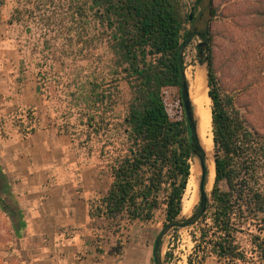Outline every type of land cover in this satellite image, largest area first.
Returning <instances> with one entry per match:
<instances>
[{"label": "trees", "instance_id": "obj_1", "mask_svg": "<svg viewBox=\"0 0 264 264\" xmlns=\"http://www.w3.org/2000/svg\"><path fill=\"white\" fill-rule=\"evenodd\" d=\"M223 1L213 0L209 30L197 44L206 64L212 103L215 177L206 211L192 225L197 233L187 264H263L264 124L255 123L249 105L243 112L221 87L216 55L224 48L221 59L234 65L238 33L248 28L259 33L256 43H264V0H231L223 8L226 13L220 11ZM69 2L75 20L87 26V47L101 45L110 53L113 87L101 88L102 82L92 78L87 95L94 106L89 108L87 103V125L104 138L100 157L108 176L105 193L89 200L88 214L104 219L122 249L134 224L153 223L160 214L165 225L181 214L191 160L196 155L179 66V46L188 33L190 14L185 15L182 0ZM3 3L0 0V7ZM221 12L223 17L218 18ZM121 81L130 87L127 100L120 94ZM103 104L111 111L122 104L124 115L116 122L108 119L107 111H100ZM0 208L21 238V215L1 191ZM170 257L167 252L163 264Z\"/></svg>", "mask_w": 264, "mask_h": 264}, {"label": "rangeland", "instance_id": "obj_2", "mask_svg": "<svg viewBox=\"0 0 264 264\" xmlns=\"http://www.w3.org/2000/svg\"><path fill=\"white\" fill-rule=\"evenodd\" d=\"M69 1L4 0L0 7V93L11 98L12 93L22 96L29 86L40 87L37 88V103L23 106L15 114L14 124L29 132H32V127H53L59 134L65 135L69 139L67 158L73 159L81 167L79 169L86 171L93 191L89 195L91 199L99 193H105L108 176L104 159L100 157L104 138L93 133L87 125V103L89 108L94 107L87 95L92 87V78L102 82L101 88L113 87L114 79L109 51L101 45L92 49L91 46L87 47V30L84 28L87 26L85 22L79 23L75 20L74 7ZM182 2L184 13L188 15L197 0ZM230 2L231 0H224L220 11L225 12L223 8L230 6ZM198 11L199 6L194 15ZM222 12L218 18L223 17ZM17 13H20L19 20L14 18ZM191 24V21L186 22V29ZM262 29L264 31V26ZM258 34L254 28L238 33L234 65L224 63L221 59L225 53L224 48L216 56L221 87L234 97L243 112L245 105H249L252 109V120L263 125L264 43L255 42V35ZM200 41L201 38L195 36L186 46L184 64L200 66L208 92L206 64L202 63L197 49ZM222 42V39L219 40L220 44ZM119 89L122 99L130 98L131 91L126 81L119 83ZM102 106L105 109L101 108L100 111L106 110L104 116L108 119L110 117L112 121L116 122L124 115L122 104L115 106L112 111L107 105ZM194 158H198L197 155ZM2 173L0 170V191L7 194L3 190L5 178L3 179ZM200 179L201 168L199 183ZM211 190L212 188L207 191L208 196ZM198 193L199 198L192 211L186 215L180 214L179 218L188 217L196 210L200 190ZM163 226V217L160 214L153 223H136L129 231L130 241L142 244L147 242L153 249L155 239ZM196 233L197 230L192 225L171 229L163 238L162 261L166 253L170 252L171 257L165 264H187V257L195 245L193 237ZM19 239L14 234L10 218L0 208V264H33L34 249H22ZM152 263L155 264L154 260Z\"/></svg>", "mask_w": 264, "mask_h": 264}, {"label": "crops", "instance_id": "obj_3", "mask_svg": "<svg viewBox=\"0 0 264 264\" xmlns=\"http://www.w3.org/2000/svg\"><path fill=\"white\" fill-rule=\"evenodd\" d=\"M12 94L9 98L0 93V170L5 196L23 221L20 247L35 251L32 263L153 264L150 244L131 242L128 236L121 249L104 219L89 216L93 191L86 171L67 158L69 139L53 127L25 135L14 124L23 106L37 103L36 85L22 96Z\"/></svg>", "mask_w": 264, "mask_h": 264}, {"label": "water", "instance_id": "obj_4", "mask_svg": "<svg viewBox=\"0 0 264 264\" xmlns=\"http://www.w3.org/2000/svg\"><path fill=\"white\" fill-rule=\"evenodd\" d=\"M212 2L213 0H200L199 11L196 15L190 13L189 20L192 22L188 29V33L179 46V66H180V84L185 107L188 125L191 131V139L194 144L195 153L199 159L201 168V179L199 183L200 200L197 209L188 217L176 218L167 222L161 231L158 233L153 247V256L155 264H163L161 258V245L164 236L175 227H186L195 225L207 208L208 195L206 192L207 182V165H206V152L203 149L197 132V122L194 117L193 105L189 98L188 81L185 73L184 64V50L195 36H204L209 30L211 16H212Z\"/></svg>", "mask_w": 264, "mask_h": 264}, {"label": "bare ground", "instance_id": "obj_5", "mask_svg": "<svg viewBox=\"0 0 264 264\" xmlns=\"http://www.w3.org/2000/svg\"><path fill=\"white\" fill-rule=\"evenodd\" d=\"M185 73L188 81L189 98L193 105L194 117L197 122L198 136L200 143L206 152L207 182L205 189L207 192L213 187L215 177V150L211 116L212 103L207 92L204 73L200 66H193L192 64L185 65ZM199 173V160L198 158H194L191 160L190 176L182 199V215L191 212L199 198Z\"/></svg>", "mask_w": 264, "mask_h": 264}]
</instances>
